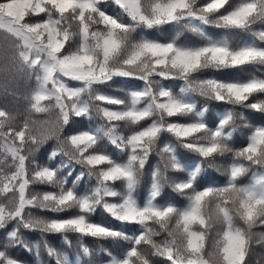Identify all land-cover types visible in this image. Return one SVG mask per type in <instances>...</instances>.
I'll return each mask as SVG.
<instances>
[{"label":"snow or ice","instance_id":"1","mask_svg":"<svg viewBox=\"0 0 264 264\" xmlns=\"http://www.w3.org/2000/svg\"><path fill=\"white\" fill-rule=\"evenodd\" d=\"M34 14L39 22H29ZM209 26L243 35L233 43ZM0 28L21 41L0 49V73L34 74L31 109L46 115L16 126L0 108V148L15 169L0 173V193H11L0 203V264H24L6 250H33L22 230L41 233L37 256L43 246L55 264L96 262L71 259L44 234L130 243L121 255L101 249L104 264H248L253 241L264 243L254 230L264 226V78L208 73L264 66V0H0ZM122 78L137 82L119 89L123 97L110 91ZM241 138L244 146H230ZM153 155L147 198L138 201ZM226 156L231 163H216ZM213 168L227 175L223 186L201 184ZM248 173L251 182L240 184ZM166 184L185 206L159 202ZM41 185L56 191H31ZM33 208L76 214L47 218ZM98 209L115 223L91 221ZM80 251L93 255L82 240Z\"/></svg>","mask_w":264,"mask_h":264},{"label":"trees","instance_id":"2","mask_svg":"<svg viewBox=\"0 0 264 264\" xmlns=\"http://www.w3.org/2000/svg\"><path fill=\"white\" fill-rule=\"evenodd\" d=\"M240 0H232L233 4L239 3ZM223 11V10H222ZM109 12H112V9H109ZM42 15V14H41ZM29 22L35 23L39 22L38 18L34 14L31 18H28ZM256 28L262 27L261 25H256ZM211 35L214 37H222L229 36L231 42L237 43L243 33L239 31L225 30L220 28H215L209 26L207 29ZM145 35L150 36L151 38H156L159 33L156 31H146ZM193 41L198 40L193 34H189ZM21 41L18 37L14 36V34L8 32L6 28H0V49L8 45H17L20 44ZM264 46V45H262ZM209 75H215L220 79H229V80H242L246 81L251 76L255 75L257 77L264 78V66L260 65H249L243 66L236 69H227L222 70L219 73L209 72ZM67 79V78H65ZM75 83V82H73ZM135 80L131 78H122L117 81L113 88L110 90L112 94L123 97L124 92L119 89H123L126 86L131 87L136 84ZM179 83V82H178ZM37 87V82L34 74L24 75H9L5 78L3 73H0V108L8 111L11 116L14 117L12 121L16 126H22L23 122L26 118L31 114L32 119H45L46 115L41 113H35L34 110L31 109V97L35 92ZM178 90V88H177ZM47 102H42V105H45ZM261 119L260 116H255L254 120L259 121ZM256 126H260L258 123ZM254 130V129H253ZM72 131V129H66L65 134H68ZM244 139H234V142L230 145L234 149H239L244 146ZM55 144V140H50L46 143L45 146L42 147L40 152L37 154L38 158L42 161L44 155L53 147ZM27 148V145H25ZM183 151V150H181ZM23 154H27L24 152ZM7 156V158H5ZM158 156L153 155L151 159V163L147 166L144 175L141 178V183L137 188L136 198L138 201L141 199L147 198V189L151 184V171L155 167ZM0 160H4V163H0V173L5 175H10L12 171H14V167H11L13 161L10 154H5L3 148H0ZM231 163V156H226L224 158H217V164ZM172 176L171 172L169 173ZM175 179V176H172ZM227 175L225 174L223 169L217 171L215 168L209 171L208 176L205 177L204 181H201L202 185L210 184L215 181L217 186H223L226 183ZM240 184H247L251 182V173H248L246 176L239 178ZM56 191V189L49 188L47 186H36L31 189V191ZM83 191V189H81ZM11 196V193H0V203H6L7 197ZM163 199L159 202H173L179 207H183L187 204V197L180 196L177 193H174L169 185H165L162 191ZM33 215H39L47 218H66L76 214V210H68L62 213H52L50 211H42L39 209H29ZM91 221L96 223H101L104 225L114 224L115 222L112 218L104 213L102 209H98L95 214L90 217ZM12 225H9V230ZM154 228L159 230L158 225H154ZM256 232H264V226H257L254 229ZM129 234H132L131 232ZM63 235H67L68 239L71 241V246H67L64 243ZM164 238V234L162 233L159 237H156L157 240H161ZM22 239L29 244L33 248L31 252L26 251L23 247L18 246H10L6 250L9 254L24 262V264H55V257H50L46 250L41 246L39 250V255L37 256L34 245L41 241V233L38 230H22ZM43 239H46L48 243L54 247L59 252L68 253L71 259H74L77 255H80L82 260L87 261L89 259L94 260L96 264H104V262L108 259L107 256L101 255V249H107L111 251L114 255L123 254L130 247V243L128 241H117L114 239H102V238H92V237H80L75 233H67V234H44ZM82 240L83 244L88 246L93 255L91 257H84L82 252L80 251V241ZM6 242V232L5 230H0V250H4V245ZM248 264H264V243L257 244L255 240L251 246V253L248 256Z\"/></svg>","mask_w":264,"mask_h":264}]
</instances>
